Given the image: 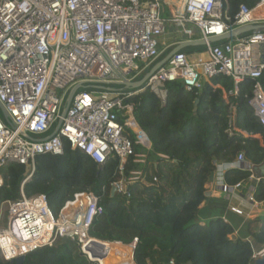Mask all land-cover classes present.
Returning a JSON list of instances; mask_svg holds the SVG:
<instances>
[{"label":"built area","instance_id":"2783aa9c","mask_svg":"<svg viewBox=\"0 0 264 264\" xmlns=\"http://www.w3.org/2000/svg\"><path fill=\"white\" fill-rule=\"evenodd\" d=\"M163 2L169 17L163 16ZM263 6L264 0L254 7L243 4L232 19L227 0H0V101L8 114L7 119L0 116V169L17 162L27 165L32 174L36 156L61 154L67 139L73 149L98 165L118 156L121 178L112 188L130 196L128 185L139 180L140 172L125 177V163L131 156L143 162L153 145L136 119L135 102L129 98L147 88L164 103L167 83L174 81L192 91L225 75L235 87L231 94H238L239 83L252 78L256 83L249 103L264 126V89L259 80L264 71V31L208 43L207 56L179 51L142 88H107L139 80L144 70L178 44L172 34L171 41L163 40L169 25L181 33V42L208 41L244 26L264 24V15L258 12ZM78 83L84 86L77 90L58 132L52 135L68 93ZM86 84L92 90H84ZM224 99L234 109L226 92ZM216 166L211 183L225 198L241 188V183H226V171L240 169L250 173L247 199L253 205L262 204L254 196L257 183L264 179L255 171L258 164L241 153L236 160ZM8 203V224L0 228L5 260L13 262L67 237L77 242L90 260L97 261L88 251L95 239L89 229L104 208L94 192L75 193L58 216L43 194L28 197L23 193ZM231 210L244 214L235 206Z\"/></svg>","mask_w":264,"mask_h":264},{"label":"trees","instance_id":"16d2710c","mask_svg":"<svg viewBox=\"0 0 264 264\" xmlns=\"http://www.w3.org/2000/svg\"><path fill=\"white\" fill-rule=\"evenodd\" d=\"M227 1L234 19L241 5L254 7L259 0ZM163 10L168 12L165 2ZM203 50L192 46L183 51L191 55ZM259 80L264 89V71ZM255 83L245 78L239 83L238 94H231L234 84L227 76L218 75L192 91L181 81L167 83L164 103L147 88L129 98L135 102L136 119L153 145L143 162L131 156L125 163V177L140 172L139 180L128 185L130 196L112 195L113 183L121 178L118 156L98 165L64 139L61 154L36 156L32 174L27 165L17 162L0 169V210L23 193L28 197L43 194L58 216L75 193L92 191L104 211L94 219L89 234L128 245L137 239L134 259L131 245L130 260L117 251V264H255L257 253L264 250V212L246 220L236 234L238 223L223 217L229 199L212 197L207 187L214 179L216 163L232 162L241 153L249 162L264 163V126L249 103ZM224 92L234 109L224 99ZM140 152L136 146V153ZM249 177L248 171L240 169L225 173L230 186L241 183L247 187ZM254 196L264 202V179L257 183ZM0 264H12L2 257L1 250ZM24 264L99 262L90 260L77 242L64 237L52 246L31 251Z\"/></svg>","mask_w":264,"mask_h":264},{"label":"water","instance_id":"95a60500","mask_svg":"<svg viewBox=\"0 0 264 264\" xmlns=\"http://www.w3.org/2000/svg\"><path fill=\"white\" fill-rule=\"evenodd\" d=\"M264 31V24H257V25H248V26H244L238 29H235L233 31L228 32L225 35L222 36H214V37H210L208 41L206 40H192V41H183L181 43H179L178 45H176L174 48L171 49V51H169L165 57H163L160 61H158L154 67L151 69V71L149 73H147L143 78L137 80V81H128L125 80L123 82L124 88L126 89H137V88H142L145 86L146 81L148 80V78L160 67H162L163 65L167 64L169 59L177 52L179 51H183L184 49L191 47V46H206L208 43H218L221 41H225L228 40L230 38H234V37H238L247 33H258V32H263ZM84 86L83 83H78L75 86H73L71 88V90L68 93V96L66 98V102H65V106L61 112V117L55 127V130L53 131L52 135H55L62 122H63V118L65 117L67 110L70 106V104L72 103V100L77 92V90L79 88H82ZM199 103V100L196 101V107L195 110H197V105ZM0 110L2 112V116L7 119L8 114L5 110V107L3 105V103L0 101ZM25 136L30 137V135L25 134ZM28 168V171H30V168ZM255 171L261 175L264 176V163L260 164L258 166L255 167ZM116 194V187L112 188V195ZM103 240L100 239H93L91 245L88 247V251L91 252L92 256L95 258V260H101L106 258L108 255V248L106 247V245H104ZM110 242H118V241H110ZM127 245V244H125ZM134 245V249H133V259H134V251L137 245V241L133 242ZM26 260V255L20 256L18 258H16L12 264H24ZM255 264H264V250L261 252V255L259 257H257L254 261ZM102 264V263H101Z\"/></svg>","mask_w":264,"mask_h":264},{"label":"crops","instance_id":"0c3cea01","mask_svg":"<svg viewBox=\"0 0 264 264\" xmlns=\"http://www.w3.org/2000/svg\"><path fill=\"white\" fill-rule=\"evenodd\" d=\"M168 7V6H167ZM169 12V10H168ZM177 29V28H176ZM173 30L172 31V35L175 36V39L173 40L174 42H177L178 44L181 43V40L182 39V35L179 31L177 30ZM180 39V40H179ZM163 40L164 41H171V35L168 37V34H166L164 37H163ZM183 42V41H182ZM177 44V45H178ZM175 47V46H174ZM173 47V48H174ZM192 47V46H191ZM189 48V47H188ZM186 48V49H188ZM172 49V48H171ZM167 51V50H166ZM165 51V52H166ZM189 51V50H188ZM194 53H201V52H193L191 53L194 54ZM166 54V53H165ZM204 56H207V54H204ZM208 189H210L211 191V196L212 197H218V198H223V193L221 192V190L219 188H217L215 185H213L211 183V185L208 186ZM249 190V186L245 187V186H241L240 189H237L231 196H229V207L226 211H224V215L223 217L226 219V220H230V219H234L236 221V223H238V228H237V233L239 234L240 231L242 230V228L244 227V223L246 220V217L251 219L253 217H255L256 215H260L262 214L261 213V210H260V207H257L256 209L253 207V204L250 205V207L247 206V203L245 204V202H248V199H247V192ZM264 202H262L263 204ZM232 206H235V207H238L240 209H242L244 211V214L243 215H236L232 210H231V207ZM264 205H262V209H263ZM247 239H251V237H248Z\"/></svg>","mask_w":264,"mask_h":264},{"label":"rangeland","instance_id":"374dc122","mask_svg":"<svg viewBox=\"0 0 264 264\" xmlns=\"http://www.w3.org/2000/svg\"><path fill=\"white\" fill-rule=\"evenodd\" d=\"M163 16H165V17H169V16H170V13L167 12V11H165V10H163ZM167 29H168L167 34H168V37H169V36L171 35L172 31L176 29V26L173 25V24H171V25L168 26ZM221 42L223 43L224 41H221ZM218 43H220V42H218ZM199 47L204 48V50L201 52V53L204 54L205 49H206V46L202 45V46H199ZM171 48H173V47H171ZM171 48H169L166 52H164V54H165V53L167 54L169 51H171ZM164 54H163V55H164ZM194 54H196V53H194ZM194 54H192V55H194ZM162 57H163V56H162ZM138 64H139L141 67L145 66L144 63H140V62H138ZM153 67H154V65L151 66V67H149V68H147L146 70H144V72H142L141 75H140V79L143 78L147 73H149ZM88 85H89V84H86V85H85L84 90H92L91 87H87ZM82 88H83V87H82ZM107 88H112V89H115V90H119V89H123L124 87H123L122 85H119V84H112V85L107 86ZM0 116L3 117V116H2V112H1V110H0ZM209 185H211V182H209V183L207 184V187H208ZM223 196H224V195H223ZM246 203H247V206H248V207H250V205L252 204L249 200H248V202H245V204H246ZM262 205H264V203H263V204H260L259 206L253 205V207L256 209L257 207H260V206H261V207H260V210H261V213H263L264 210L262 209ZM8 210H9V203L6 202V203H4V204L2 205L1 210H0V228H1V227H2V228H3V227H6L7 224H8V217H9V212H8ZM240 216H241V215H240ZM246 219H249V218L246 217ZM236 234H238L237 231H236ZM131 245H132V246H131ZM128 246H131V250H132V252H133V249H134V245H133V243H132V244H129ZM262 251H263V250H262ZM262 251H259V252L257 253V257H259V256L261 255V252H262Z\"/></svg>","mask_w":264,"mask_h":264},{"label":"bare ground","instance_id":"6f19581e","mask_svg":"<svg viewBox=\"0 0 264 264\" xmlns=\"http://www.w3.org/2000/svg\"><path fill=\"white\" fill-rule=\"evenodd\" d=\"M258 12L260 15H264V6ZM106 242L110 244L109 246H106L109 252L107 257L101 260V263L103 262L104 264H117L115 262L117 251L121 253L123 259L130 260L132 253H130L129 251L130 247L128 246V244L125 245L124 243L121 242H109V241Z\"/></svg>","mask_w":264,"mask_h":264}]
</instances>
